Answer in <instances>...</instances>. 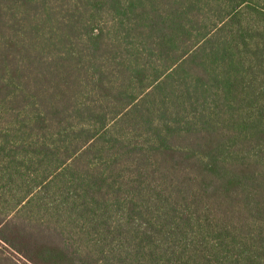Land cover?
Here are the masks:
<instances>
[{
    "label": "trees",
    "instance_id": "1",
    "mask_svg": "<svg viewBox=\"0 0 264 264\" xmlns=\"http://www.w3.org/2000/svg\"><path fill=\"white\" fill-rule=\"evenodd\" d=\"M0 264H264V0H0Z\"/></svg>",
    "mask_w": 264,
    "mask_h": 264
}]
</instances>
